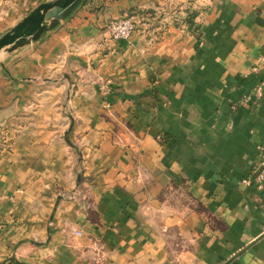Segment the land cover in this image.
Listing matches in <instances>:
<instances>
[{"label": "crops", "instance_id": "crops-1", "mask_svg": "<svg viewBox=\"0 0 264 264\" xmlns=\"http://www.w3.org/2000/svg\"><path fill=\"white\" fill-rule=\"evenodd\" d=\"M258 145L264 0H81L0 54V264H264Z\"/></svg>", "mask_w": 264, "mask_h": 264}, {"label": "water", "instance_id": "water-1", "mask_svg": "<svg viewBox=\"0 0 264 264\" xmlns=\"http://www.w3.org/2000/svg\"><path fill=\"white\" fill-rule=\"evenodd\" d=\"M81 0H44L29 10L17 22L0 34V51H11L38 39L67 17ZM264 235V231L243 248Z\"/></svg>", "mask_w": 264, "mask_h": 264}, {"label": "built area", "instance_id": "built-area-1", "mask_svg": "<svg viewBox=\"0 0 264 264\" xmlns=\"http://www.w3.org/2000/svg\"><path fill=\"white\" fill-rule=\"evenodd\" d=\"M105 30L109 36L114 40H126L135 29V17L133 14H126L109 20L105 26ZM109 91V84L107 80H103L101 84V92L107 93ZM106 106V104H104ZM257 149L262 152V161L259 166L253 171L250 178H242V183H251L256 188L260 187L264 182V147L257 146ZM75 234H80L75 231Z\"/></svg>", "mask_w": 264, "mask_h": 264}, {"label": "trees", "instance_id": "trees-1", "mask_svg": "<svg viewBox=\"0 0 264 264\" xmlns=\"http://www.w3.org/2000/svg\"><path fill=\"white\" fill-rule=\"evenodd\" d=\"M195 16V12H190L188 15H187V18H186V25L189 27V29H195L196 28V25L193 24V17ZM217 222V224H219L218 221H215Z\"/></svg>", "mask_w": 264, "mask_h": 264}, {"label": "rangeland", "instance_id": "rangeland-1", "mask_svg": "<svg viewBox=\"0 0 264 264\" xmlns=\"http://www.w3.org/2000/svg\"><path fill=\"white\" fill-rule=\"evenodd\" d=\"M2 53V51H0V54ZM100 90H101V88H100ZM10 138H7V140L6 141H8ZM11 141V139L9 140V142Z\"/></svg>", "mask_w": 264, "mask_h": 264}]
</instances>
